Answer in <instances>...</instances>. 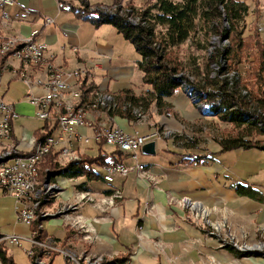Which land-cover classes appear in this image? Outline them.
<instances>
[{
    "label": "crops",
    "instance_id": "obj_1",
    "mask_svg": "<svg viewBox=\"0 0 264 264\" xmlns=\"http://www.w3.org/2000/svg\"><path fill=\"white\" fill-rule=\"evenodd\" d=\"M55 2L58 8L57 13L54 17H49L44 14L45 11L50 10L47 9L49 7L46 6V1L42 3V0H39L38 4L31 6V0H15L12 7L6 8L9 15V27L0 30V35L3 38L23 40L32 30H39L35 39L46 45L45 57L56 66L74 68L81 63L99 60V66L93 68L91 78H85L87 80L83 83H89L91 80L92 85L114 96L124 90L138 95L149 88L142 83V72L136 65L139 59L130 61L124 55L126 42L129 41L123 38L112 25H110L112 29H107L104 33L101 28L109 25L103 24L95 28L90 22L79 19L73 13L72 15L63 14L67 11L59 8L57 0ZM37 14L42 16L39 21L35 19ZM48 18L53 22L46 23ZM3 56L0 55L1 64L20 67L17 59L13 57L3 59ZM24 69L31 77L38 73V69L34 67ZM11 71L13 68H10V72L6 69L0 74V93L3 94L5 100L13 81H21L26 89V84ZM4 75L9 79L2 82ZM136 76L139 78V83L137 88H133L131 80ZM85 88L84 85V95L92 99L97 90L87 92ZM35 91L43 92L38 86ZM23 98V101L18 100L17 102L6 100L15 105L19 116L13 121L11 139L0 140V153L11 145L15 146L18 153H23V149L27 147L25 142L19 141L22 134L28 137L34 135L35 131L38 134L46 132V127L42 126V122L30 116L32 111H29L34 108L27 101L25 94ZM165 101L168 103L167 107H171L173 111L172 117L162 116L155 105L147 109L150 118L145 124L139 123L134 117L130 120L120 115L110 117L114 125L121 127L129 134H147L160 129L161 126L167 129L184 127L183 132L178 135H173V137L160 135L152 140L154 142L153 152L145 145L138 150L148 156L146 161H140L146 165L152 175L148 179L141 177L134 170L133 173L129 172L131 175L124 178L116 177L110 185L105 183L101 176L93 181L85 176H54V182L60 184L58 186L60 190L55 197L56 205L54 204L53 210L60 204L72 201L74 194L79 190L83 192H78L76 201L84 195L83 193L90 194V191L107 194L110 186L118 187L122 191L123 198L119 204H117L118 199H115L111 206L101 204L102 198L98 194H91L94 199L87 202V205H85V200L78 202L77 213L82 212L88 217H102L100 223L94 224L98 240H78L82 235L69 227L68 230L63 228L58 215L47 217L54 222L55 232L44 228L42 220L47 218L41 219V229H44L48 236L61 241L67 248L79 254L86 252L87 257H101L98 255H102L107 259H113L115 256H125L124 264H212L211 258L221 263L230 264L232 260L234 262L233 252L224 247H218L215 239L203 234L202 229L197 226L198 220L191 219L177 202H173L177 205L169 203V196H187L191 203H198L210 213H216L212 215L216 218L219 211L225 210L233 226H243L256 231L257 227L264 223V203L238 195L231 185L234 183L249 184L263 194L264 188L258 179L261 174L264 175V151L257 148L220 151L217 142L208 145L207 148H201L198 145L193 147L190 141L194 139L189 133H193L192 128L197 124V120L203 122L207 119H204V116L197 111V106L193 104L183 89L177 90L171 98H165ZM88 116L90 117L91 114ZM93 116L94 120L106 117L105 113ZM79 130L88 136L92 135L89 128ZM73 147L71 150L76 154L79 155L80 151L91 157L98 153L106 155L114 150L108 145H98L92 142L89 144L77 142ZM92 150L95 152L93 153ZM118 155L127 165L134 164L129 154L119 153ZM201 155L205 156V159L196 161L195 157ZM49 156L59 165L71 162L60 152L56 155L51 153ZM93 169L101 175V169H98V166H94ZM173 199L177 201V198ZM14 205V198L4 194L0 189V233H15L29 237L30 227L16 221ZM99 207L110 211L107 215L102 214L97 211ZM43 208L53 213L46 206ZM5 223H11L12 226L7 227ZM21 227L24 230H21ZM26 243L29 248L30 243L28 241ZM40 257L43 259L49 256L40 250ZM252 257L259 256L246 258ZM242 259L237 258L238 261ZM255 259L258 260V258Z\"/></svg>",
    "mask_w": 264,
    "mask_h": 264
},
{
    "label": "trees",
    "instance_id": "obj_2",
    "mask_svg": "<svg viewBox=\"0 0 264 264\" xmlns=\"http://www.w3.org/2000/svg\"><path fill=\"white\" fill-rule=\"evenodd\" d=\"M57 2L60 9L71 11L76 17L90 22L95 27L103 24L112 25L139 54L136 65L142 72V83L149 88L138 95L129 90L122 91L114 96L117 109L109 110L110 115H120L129 120L135 118L133 109L142 111L140 106L145 109L152 105L158 108L167 107L165 98H171L181 89V85L185 87L184 74L187 67L173 53L175 48L190 39L195 40L199 34L205 40L211 35L227 34L228 45L222 49H215L209 58L212 63H217L223 57L226 69L222 68L219 71L220 76L214 78L210 77L206 70L204 84L199 81L195 88L200 91V98L207 105L205 107L208 111L205 112L232 126L230 134L217 141L220 151L236 148H257L264 151V43L255 31L244 35L245 17L249 13V5L244 0H181V2L154 0L142 10L135 11L132 8V14L129 11L122 14L118 11L109 13L99 9L91 10L87 0H82V7L64 0ZM255 3L258 5L257 1ZM225 19L228 28L222 29L221 22L223 23ZM0 38L3 37L0 35ZM253 51L256 58L245 71V76L241 77L240 81L228 79L225 73L236 72L243 59ZM5 57L6 55L3 59ZM205 68L208 69L209 65ZM85 89L87 92L90 91L87 87ZM185 91L189 93L190 90ZM189 95L193 99L194 95L190 93ZM34 134L38 135V132L35 131ZM48 158L38 167L40 183L48 176L52 180L56 175L85 176L88 180H98L101 175L93 167L103 165L107 155L98 153L91 157L84 154L79 161L68 162L66 165L53 162L50 156ZM195 158L197 161L205 159V156ZM231 186L238 195L264 203V195L249 184L234 183ZM39 222L36 220L30 226V231L34 239L41 241L47 233L44 229L38 228ZM32 249L34 255L30 257L35 263V259L40 256V248L33 245ZM231 251L241 255L238 251ZM55 255L51 256L48 264L52 263ZM0 258L4 264H15L12 257L7 254L3 242H0ZM125 259V256H115L103 264H124Z\"/></svg>",
    "mask_w": 264,
    "mask_h": 264
},
{
    "label": "built area",
    "instance_id": "obj_3",
    "mask_svg": "<svg viewBox=\"0 0 264 264\" xmlns=\"http://www.w3.org/2000/svg\"><path fill=\"white\" fill-rule=\"evenodd\" d=\"M15 4V0H0V17H5L9 19V15L6 8L12 7ZM52 19H46V23H52ZM8 28V27H7ZM39 30H32L28 37L24 38L26 43V50H33L36 54L40 55L41 48H47L44 43H40L35 39L36 34ZM261 36V41L264 43V25L258 23L255 29ZM0 43H6V50H0V55L13 56L18 53V45L11 44V40L8 38H0ZM47 58H43L41 62L42 68L47 69V76H38L33 78L32 85H26V99L29 104L34 108V117L42 122V126L46 127V134L26 135L22 134L19 141L25 142L26 149H23V153H14L10 151L5 153L7 155V162L4 165V171L0 172V189L6 194L14 198V215L17 222L23 223L27 226H31L35 221L29 220V205H30V187L33 182L34 177H30V168L32 167V157H37L33 155L31 151L32 140L38 137H45V144L43 145V150H49V153L56 155L61 152V150H68V148H74V143L89 144L90 142L96 143L98 145L104 144L112 147L114 150L107 153L106 162L103 165L98 166L101 169V178L107 183L111 184L114 182L116 177L124 178L130 171L136 170L139 175L145 179L148 176H152L149 170L146 168L144 163L138 161L137 151L146 143L154 140L159 136L158 131H152L147 134L133 133L129 134L125 132L121 127L116 125L107 126V128H97V122H94L93 115H99V113H107L109 118L111 117L110 111L98 109H82L81 101L79 103H74L65 107H58L54 104L52 96L45 95V88L49 85H58L62 89L72 88L73 84H66L67 76H75V80H84L85 78H91V72L93 68L99 66V60L89 61L86 63H81L74 68H64L59 66V68H47ZM10 68H18L17 66H8L6 64L0 63V71H4ZM31 76L25 75L24 72L20 71V77ZM36 85H43V92H36ZM95 90H102L95 87ZM75 95H80L76 93ZM44 106H51L54 108V115H47L44 113ZM75 113H87V120H75ZM93 113V114H92ZM88 114L91 116L89 117ZM115 115V114H114ZM14 116H19L15 105L11 102H7L3 94L0 93V124L4 118H14ZM136 120V115H135ZM138 122H144V120H136ZM80 128H89L92 131V135L88 136L80 132ZM13 128H7L6 132H0V140L11 139ZM79 151V150H78ZM119 153H127L133 160V165H127L119 156ZM81 153L79 151V158H72V162L80 160ZM112 191H119L121 194V200L123 198L122 191L118 187L110 186L107 194L98 191H90V194H85V205L90 201L91 194H98L101 198H106L112 195ZM83 192V190L77 191ZM177 198L179 201H186L187 196L173 197ZM121 202V201H120ZM119 202V203H120ZM59 206V205H58ZM97 211L107 215L110 210H102L97 208ZM70 212V211H69ZM46 216L39 213V217ZM198 214H196L197 218ZM58 218L61 220V225L63 228L68 230L66 225L65 216H61V209L59 208ZM81 222L86 225V236H79L78 240L85 241H97L98 235L94 224L100 223L101 216H85L80 212L79 216H76ZM39 222V219H38ZM31 232V231H30ZM258 232L264 233V225L258 228ZM213 235V233H212ZM23 241H28L30 247L28 248V255H34L32 249L33 245H36L43 250L44 253H48L49 259L53 254H62L66 260H74V264H86V252L77 253L73 249L67 248L62 244L61 241L56 240L53 237L47 235L46 238L40 240L34 239L32 232L29 237H25L15 233H2L0 236V242L5 245H16L20 246ZM223 243H229L227 241L220 240V246ZM231 244V242H230ZM233 244V243H232ZM231 244V245H232ZM240 248L241 250H247L248 247L240 246V244H233ZM101 261H99L100 263ZM212 264H217L214 258L210 259ZM37 264H42L40 261ZM0 264L4 262L0 258ZM257 264H264L259 259Z\"/></svg>",
    "mask_w": 264,
    "mask_h": 264
},
{
    "label": "rangeland",
    "instance_id": "obj_4",
    "mask_svg": "<svg viewBox=\"0 0 264 264\" xmlns=\"http://www.w3.org/2000/svg\"><path fill=\"white\" fill-rule=\"evenodd\" d=\"M39 0H31V6H34L36 4H38ZM47 3V10L45 11V15L49 16V17H54L57 13V6H56V2L55 0H42V3ZM66 2H70L71 4H74L77 7H82V0H64ZM154 0H87V3L91 6V10L94 9H99L101 11H107L109 13L111 12H115L118 11L122 14L127 13V11L131 12V9L133 8L135 11L138 9H144L147 5H150ZM175 2H178L181 0H172ZM248 5H249V13L248 15L245 17V22H244V35H247L249 33H252L253 31H255L256 26L258 23L263 24L264 25V0H244ZM255 1L258 2V5H256ZM49 3V4H48ZM63 11H67V12H63V14L69 13V15H72L71 11L69 12V10H66L63 8ZM68 15V14H66ZM40 15L37 14V17L35 18L37 21L41 20ZM104 25H109V26H103L101 29V31H104V33H106L107 29H112V26H110V24H104ZM7 27H9V25L7 24L6 26L1 25L0 22V30H5L7 29ZM95 27V26H94ZM108 27V28H107ZM221 27L222 29L228 28V25L225 22H221ZM95 28H99V27H95ZM11 37H15V36H11ZM223 35H211L208 40H205V38L199 34L197 35L196 39H190L188 41H186L185 43H182L179 47L175 48L173 50V53L182 61L183 65L187 67L185 74V78H186V82H185V87H183V85H181V89H183V91L186 93V89L190 90L189 93L192 94L193 99L190 98V100L193 102L194 105L197 106V111H199L201 113V115H203L204 119L207 120H203V122H201L200 120H197V124L195 125L194 128H192V132L189 133V135L191 136V138L194 139V141H190L191 143H193V147H196L195 145L201 146V148H207L208 145H212L213 143H216L219 139H221L224 135L226 134H230L231 132V124L228 122H225L221 119H219L218 117H215L213 114H209L208 112H205L207 109L206 107L201 108L202 105L207 106L206 103L204 101H202V99L200 98V91L198 89L195 88V85H197V83L200 81L201 84H204V73L210 74V77H216V76H220L219 75V71L223 68L226 69V62L224 61L223 57L220 58L217 63H212V61H210V55L213 54V52L215 51V49H222L224 47H226L228 45V38L226 40L222 39ZM260 40H261V36H260ZM127 43V47L124 50V55H126V57L128 58V60L130 61H136L139 59V54L136 52L134 46L130 43V42H126ZM250 54V55H249ZM247 55V58L243 59V62L241 64H239L236 72L232 71L229 73H225V75H227L228 79L230 80H236L238 79L240 81L241 77L245 76V71L247 69H249V67L253 64L255 58H256V53L255 51L249 53ZM5 56V55H4ZM9 56L6 55V58H8ZM209 65V68L206 69L205 67ZM14 70V68H13ZM17 70V69H16ZM12 72V71H11ZM1 74V71H0ZM9 79L8 76L4 75L2 77V82L7 81ZM91 81V80H90ZM89 83L87 82L85 84V87H87L90 91L94 90L95 87H91L92 82ZM132 84H133V88H137L136 86L139 83V78L138 76L133 77L132 78ZM195 89V90H194ZM209 89V88H208ZM25 86L21 83V81H13L11 83L10 86V90L7 92L6 95V100H11L13 102H17L18 100H22L23 101V97L25 94ZM105 91V90H104ZM107 92V91H106ZM189 93H186L188 96ZM110 94V93H108ZM112 96H114L113 94H110ZM195 97V98H194ZM135 105V104H134ZM138 106V105H136ZM200 107V108H199ZM140 108L142 109V113L143 115H141V118H136V120H144V123L148 121V119L150 118V113H147V109L143 108L140 106ZM32 111V112H31ZM158 111L161 112L162 116L164 117H172L173 116V111L171 109V107H163V108H158ZM208 111V110H207ZM29 112H31L30 116L34 117V109L30 110ZM106 117L101 118L100 121L102 122H107L106 126L108 125H114L111 121V118H109V115L107 113H105ZM143 117V118H142ZM215 117V118H214ZM141 123V122H139ZM260 124V123H259ZM258 124V125H259ZM156 126V125H155ZM183 126H181L180 128H171V129H167L165 126H161L160 129H155L154 131H158L160 135H170L173 137V135H178L179 133L183 132ZM195 132V133H194ZM192 133V134H191ZM183 134V133H182ZM158 136V137H159ZM264 138V137H263ZM195 143V144H194ZM101 145V144H100ZM71 149V148H70ZM198 150V149H197ZM92 152L94 153L95 150H92ZM196 152V151H195ZM81 153V152H80ZM138 154V161H146L148 156L146 154H144L143 152H139L137 151ZM82 155H84L83 153H81L80 159L82 157ZM87 155V154H86ZM133 171V170H132ZM132 171H130L131 173H133ZM136 171V170H134ZM128 174L129 175H131ZM149 177V176H148ZM55 180L49 179V184L55 185L52 186L48 192V195H56L55 197H57V193H59V185L56 182H54ZM258 181L261 182V184L263 185L264 188V175L261 174ZM154 182V181H152ZM56 192H55V191ZM50 193V194H49ZM264 194V191H263ZM77 196V194H76ZM76 196H74L73 200L70 202H65V203H72L74 201H76ZM50 198L48 202H43V206H46V208H48L49 211H53L55 212L54 209V204H55V200L56 198ZM73 197V196H72ZM71 197V198H72ZM70 198V199H71ZM188 200V198H186ZM68 200V199H67ZM65 200V201H67ZM121 201V199L117 200V204H119V202ZM60 202V201H59ZM173 202H177L178 204H181L179 200L175 201L173 198H169V203H172L174 205H177L176 203ZM186 203H189L190 201H185ZM116 204V205H117ZM198 204V203H197ZM56 205V204H55ZM188 205V204H187ZM199 205V204H198ZM180 208L185 209V212L187 215H189L191 217V219H196L197 221V226L200 227L202 229L201 232H203V234H205L206 236L209 235L211 236L213 239L216 240L217 242V246L218 247H224L227 250L231 251V250H235L241 253V255H237L235 252H233V254L235 255V259L234 262L232 260V262L230 264H257L259 259L261 260L262 263H264V233H260L258 232V228L262 225H264V223L260 224L256 231L255 230H249L246 227L243 226H239V227H235L230 223V219H228V215L227 212L225 210L219 211L217 214V218L212 216L215 215L216 213H210V211L206 210L205 208H203L202 206L199 205V207L197 208H193V207H188L185 205V207H182L180 205H178ZM50 213V212H49ZM196 214H200L196 217ZM51 218H47L42 220V223L44 225V228L47 229L48 231L51 232H55L56 231V227L54 222L52 221ZM5 226L7 227H11L12 224L11 223H5ZM21 230H24L23 227H21ZM213 233V235H212ZM222 239V241H227L229 243H223V246H220V240ZM240 244L241 245H247V246H256L259 247L256 250V255H249L248 253L246 254V257H250V256H259V257H252V258H243L245 252H242L241 250H238L235 246H233V244ZM243 242V243H242ZM4 246L6 247L7 250V254L12 257V260L15 264H36V262L34 263V261L32 260V258L30 257V255H28V244L26 243V241H23V243L20 246H16V245H10V244H4ZM232 248V249H231ZM255 250H253V252L255 253ZM262 251V252H261ZM232 252V251H231ZM92 255V254H91ZM103 257V261H109L112 260V258L107 259L102 255H98ZM40 257V256H39ZM245 257V256H244ZM237 258H243L242 260L238 261ZM255 258H258V260H256ZM49 257H45L43 258V263L48 264ZM42 261V260H41ZM45 261V262H44ZM51 264H66V259L64 258V256L62 254H56L52 260ZM217 264H227V263H221L217 261Z\"/></svg>",
    "mask_w": 264,
    "mask_h": 264
},
{
    "label": "bare ground",
    "instance_id": "obj_5",
    "mask_svg": "<svg viewBox=\"0 0 264 264\" xmlns=\"http://www.w3.org/2000/svg\"><path fill=\"white\" fill-rule=\"evenodd\" d=\"M0 22L1 25H7L8 24V19L5 17H0ZM11 40V44L13 45H18V53H15L13 57L17 59V61L20 64V67L17 70H13L12 72L16 74L18 77H20V71L24 72L25 75H28V73L25 71L24 68H37L38 73L34 77L38 76H47V69L42 68L41 62H43V58L45 57V51L46 48H41L40 55L36 54L35 51L33 50H26V43L23 40L19 39H9ZM0 50H6V43H0ZM47 68H59V66L54 65L50 60H47ZM31 76H23L20 77L21 80L26 84V85H32L33 84V78ZM87 80V79H84ZM84 80H75V76H67L66 77V84H73L72 88H67V89H62L61 86L58 85H49L48 87L45 88V95L52 96L54 100V104H57L58 107H65L69 106L74 103H81L82 109H98L101 108L102 110L109 111L112 110L113 108H116L115 106L116 101L114 99V96L108 94L107 92L102 91H96L92 97V99H89L86 95L83 93V86L85 85V82L83 83ZM39 88L43 90V85H36ZM76 93H80V95H75ZM191 97V96H189ZM78 101V102H77ZM126 105V104H125ZM130 106V105H129ZM129 108V107H128ZM117 109V108H116ZM123 109V108H122ZM113 112V111H112ZM44 113H47V115H54V108H51V106H44ZM131 113V111H130ZM133 114L134 116L136 115V118H141V115H143L142 111L140 109H133ZM75 120H87V113H75ZM18 116H14V118H4L2 120V124H0V132H6L7 128H13V121L17 119ZM143 118V117H142ZM95 119V118H94ZM138 120V119H137ZM94 122H97V128H107L106 123L100 121V119L94 120ZM110 126V125H108ZM46 130V129H45ZM42 134H46V132H42ZM45 144V137H38L32 140L31 144V151L33 155H37V157H32V167L30 168V177L33 178V182L30 187V205H29V220L31 221H36L38 219H43L50 217L52 215H58L59 208L61 209V216H65L66 220V225L75 230L78 231L82 236H86V225L84 222H81L76 216H79L80 213H77L78 209V202L85 200V194L89 193H83L77 201L72 202V203H63L60 204L56 209L55 212L49 213L48 211L43 210V202H48L50 201V198H54L56 195H48V192L52 186L55 187V185L49 184V182H46V180L43 183H40L41 180L39 181V173H38V167L42 162L44 163V160L48 155H50L49 150H43V145ZM10 151H14V153H18L16 151L15 146L11 145L9 148L2 153H0V172L4 171V165L5 162H7V155L5 153H8ZM60 154L66 158L69 159V161L72 162V158H79V155L73 152L70 148L68 150H61ZM48 158H46L47 160ZM55 191V190H54ZM56 192V191H55ZM50 194V193H49ZM92 195L90 196V201H93ZM115 199H121V194L119 191H112V195L106 198H102L100 203L101 204H106L107 206H111L114 204ZM186 201H188L186 199ZM180 205H183L185 207H193L194 209L199 206H197L196 203H186L185 201H180ZM188 204V205H187ZM192 209V208H191ZM70 211V212H69ZM39 213H42L43 215L39 217ZM200 215V214H198ZM40 223V224H39ZM38 224V228L41 229L42 224L41 221ZM264 236V235H263ZM243 243V242H242ZM239 244V243H238ZM235 246V245H233ZM241 246H246L248 247L247 250H241L237 246H235L238 250H241L242 252H245V258L246 254L249 251L257 250L255 245L250 247L247 245H241ZM255 250V253H256ZM43 251V250H42ZM258 252V250H257ZM262 252V251H261ZM264 252V251H263ZM254 253V252H253ZM46 256H49L48 253H44ZM249 254V253H248ZM249 255H255V254H249ZM31 256V255H30ZM42 260V261H41ZM40 261V263H43L42 257H37L35 259V262ZM99 261H101L99 263ZM45 262V261H44ZM74 260H66V264H73ZM104 261L101 257H87L86 256V264H103Z\"/></svg>",
    "mask_w": 264,
    "mask_h": 264
},
{
    "label": "water",
    "instance_id": "obj_6",
    "mask_svg": "<svg viewBox=\"0 0 264 264\" xmlns=\"http://www.w3.org/2000/svg\"><path fill=\"white\" fill-rule=\"evenodd\" d=\"M224 22L227 24L226 19L224 20ZM227 38H228V35H227V34L223 35V37H222L223 40H226ZM203 107H205V106L202 105L201 108H203ZM199 108H200V107H199ZM145 146L150 147L151 152H153V150H154V149H153V147H154V142H153V141L146 143ZM46 182H49V176L47 177ZM226 248H227V247H226ZM231 249H232V248H231ZM248 253H249V254H255V255L258 254V253H253L252 251H249ZM244 256H245V255H244ZM36 264H37V263H36Z\"/></svg>",
    "mask_w": 264,
    "mask_h": 264
}]
</instances>
